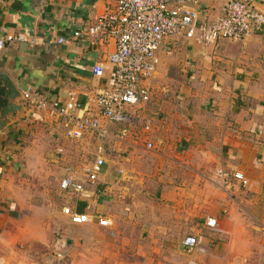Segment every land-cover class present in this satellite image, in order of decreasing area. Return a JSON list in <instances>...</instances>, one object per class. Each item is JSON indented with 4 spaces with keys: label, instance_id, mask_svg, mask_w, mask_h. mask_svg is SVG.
Returning <instances> with one entry per match:
<instances>
[{
    "label": "crops",
    "instance_id": "0c3cea01",
    "mask_svg": "<svg viewBox=\"0 0 264 264\" xmlns=\"http://www.w3.org/2000/svg\"><path fill=\"white\" fill-rule=\"evenodd\" d=\"M198 1L200 19H210L226 0ZM255 6L264 13V0H255ZM103 7V0H0V31L23 33L37 41L33 46L7 43L0 51V72L20 93L30 89L48 101L65 102L72 96L80 103H93L95 93L111 85L113 68L104 61L115 43L110 40L98 46L85 34L77 38L73 34L84 31ZM58 37L65 42L57 43ZM166 42L157 52V72L147 82L149 102L135 111L129 125H108L110 135L125 128L126 139L107 143L100 179L72 203L76 210L83 205L82 212L93 210L107 217L111 226L99 227L96 219L83 225L64 222L68 238L76 239L75 231L86 233L82 238L87 252L74 249L70 264H103V259L89 254V247L98 249L101 245L96 242L111 231L107 229L115 218L109 204L114 193L124 195L127 174L130 179L151 175L157 206L151 222L133 227L140 233L136 239L147 233L146 243L127 257L109 253L104 256L107 264L112 260L118 264H264V26L236 43L218 40L202 46L178 37L176 47L166 52ZM98 62L104 63V70L94 75L91 68ZM22 106L23 115L13 119L10 114V122L0 130V227L25 208L19 200L24 199L20 189L26 179L17 178V173H33L34 168L40 178L47 177L55 153L71 146L62 125L46 110ZM146 118L153 127L143 135ZM135 135H141L140 140ZM92 137L75 144L82 150L92 147L88 141ZM147 140L155 142L157 152L145 151ZM140 167L150 172L141 175ZM217 170L230 174L227 189L218 183ZM236 172L243 174L247 185L233 178ZM107 187L110 193H97ZM26 192L31 196V189ZM209 218L216 220L215 227L206 225ZM189 235L197 237L201 251L187 253L181 241ZM12 241L3 240L0 249L11 250ZM107 246L120 251L116 242ZM54 253L46 264L56 261ZM10 257H0V264L34 263L28 256Z\"/></svg>",
    "mask_w": 264,
    "mask_h": 264
},
{
    "label": "built area",
    "instance_id": "2783aa9c",
    "mask_svg": "<svg viewBox=\"0 0 264 264\" xmlns=\"http://www.w3.org/2000/svg\"><path fill=\"white\" fill-rule=\"evenodd\" d=\"M104 7L100 15L84 31H75L73 37L85 34L94 44L106 46L110 40L115 49L105 58V63L113 68L109 87L95 93L93 103H80L72 96L65 101H48L38 91L23 90L22 96L27 105L35 110H46L63 127L65 137L80 141L86 136L98 139L94 160L86 164L82 178L71 175L63 177L59 189L68 198L79 200L98 179L105 164L102 140L109 138L108 125L131 123L135 111L142 109L150 100L151 89L147 85L158 69L157 52L166 42L165 51L176 47L175 39L183 37L199 45H209L218 40L230 43L241 42L247 35L264 26V13L255 6V0H226L218 15L210 19H200L198 0H103ZM65 42L63 37L55 40ZM36 44L34 36L23 33H2L0 31V51L7 43ZM104 63H95L91 71L94 75L102 74ZM134 117V116H133ZM142 124V131L152 130L150 118ZM147 149H154L151 141L146 142ZM233 178L241 185L248 181L242 173H235ZM223 179V184H230ZM227 185V187H228ZM96 193V189H93ZM92 190V193H93ZM102 190H98L99 194ZM62 214L69 222L85 224L96 219L97 225L110 228L111 221L95 212H78L73 206L62 208ZM206 225L213 228L214 218L206 220ZM181 244L187 251H201L197 237L193 235L182 239ZM58 259L62 255L57 254Z\"/></svg>",
    "mask_w": 264,
    "mask_h": 264
},
{
    "label": "rangeland",
    "instance_id": "374dc122",
    "mask_svg": "<svg viewBox=\"0 0 264 264\" xmlns=\"http://www.w3.org/2000/svg\"><path fill=\"white\" fill-rule=\"evenodd\" d=\"M146 120L147 119H144L143 121L145 122ZM125 131V128H122L119 133L112 135L109 134V138L102 140L103 148L105 149L107 143L108 145L113 143L110 141L111 139H113L115 142H117V140L118 142L125 141ZM149 133H144L141 130V134L143 135H147ZM140 138L141 135H135L134 139L140 140ZM68 141L71 143V146L67 148L65 147L67 152H56L54 156L56 162L52 163L53 165L49 167L48 176L41 177L42 179H49L48 182L41 181V175L39 174L40 172L36 174L37 169L34 168L32 169L33 173L27 174L24 171L17 173V178L20 176L19 179H26V181L21 184L20 189V195L24 197V199L19 200L20 202H24L25 208L24 210H21L22 212L19 213V215L12 216V218L9 219L4 227H0V233L2 230H4L0 243L3 244V240H13L11 242V250L13 249L14 252L16 251L14 253L9 248L5 247L0 249V257L4 259H12L10 257L11 255H16L17 258L23 255L28 256L30 261L34 262L33 264H46L45 261L50 263L52 258V250H55L57 251V254L62 255L61 259H65V261L63 260L64 262L61 261V259L59 260L57 254L54 253L56 261L57 259L59 260L57 261L58 263L70 264V252H72L74 249H80L83 250V252H87L82 238V236L86 233L83 231H75V236L77 238L73 240L68 238L65 231H63V225L65 224L64 222L69 220L65 215L62 214V208L65 206H72L73 202H77L79 200L68 198L66 194L59 189V180L61 177H65L67 172H71V174L69 173L67 176L73 175L74 178L75 176L80 178L83 177V167L86 164L93 162L99 141L95 137L89 138L88 141L91 142L93 146H85L83 150L82 146L78 144L76 146L75 143L78 142H72L70 140ZM147 141L144 142L145 151L157 152L158 149H156L155 142L153 141L151 142L154 145V149L150 150L146 148L145 145ZM107 148L109 149V146ZM76 149L77 151H75ZM103 155L105 154L103 153ZM128 164L130 165V163ZM149 170L150 169L141 168V175L144 174L145 171L150 172ZM38 171L40 170L38 169ZM122 171L124 172L123 169ZM100 174L97 177L98 179H100ZM215 175L218 178V183L220 186L223 189H227L228 184L224 185L223 179L232 181L230 174L223 170H217ZM128 176L129 175L127 174V178L125 179V181L128 182L126 185H124L126 186V189H123L124 195L122 196L119 193H114L112 195L114 199H112L111 203L109 204L112 215L111 217L115 218L112 219L111 229H107V231H111L108 233V235H106V237H103L104 239L101 242H96L98 245H101L98 249L91 247V245L89 247V254H91V256H97V258L103 259V264H107L104 256L108 255L109 253L112 256L117 255L118 253L119 255H123V257L129 256L131 253H137L135 248L139 244L146 243L147 233L142 235L140 239H136L140 236V233L137 228L133 227L141 226L143 221L151 222L150 215L157 206V201L154 196L156 191L154 189V185L156 186V184H152L154 183V179H151V175L147 176L150 179H130ZM32 179L35 180L32 181ZM29 189L32 191L31 196H27L29 193L26 191ZM107 191L110 193L108 187L105 190H102V194L100 193V195H106L104 193H107ZM89 212L93 213L95 211L89 210ZM93 223L94 222L91 224ZM120 227L130 230L124 232L120 229ZM125 240H128L127 244L123 242ZM112 241L119 244L120 251L117 249L115 250L113 247L107 246V244L111 243ZM56 261L52 262L51 264H58ZM111 264L118 263H115L114 260H112Z\"/></svg>",
    "mask_w": 264,
    "mask_h": 264
},
{
    "label": "water",
    "instance_id": "95a60500",
    "mask_svg": "<svg viewBox=\"0 0 264 264\" xmlns=\"http://www.w3.org/2000/svg\"><path fill=\"white\" fill-rule=\"evenodd\" d=\"M0 91L2 92L0 98L4 102L0 104V130H2L10 122V114H13V119L23 115L22 103L26 106L27 103L12 80L3 72H0Z\"/></svg>",
    "mask_w": 264,
    "mask_h": 264
},
{
    "label": "trees",
    "instance_id": "16d2710c",
    "mask_svg": "<svg viewBox=\"0 0 264 264\" xmlns=\"http://www.w3.org/2000/svg\"><path fill=\"white\" fill-rule=\"evenodd\" d=\"M1 93H2V92L0 91V95H1ZM3 103H4V102H3V101L1 100V98H0V104H3ZM82 207H83V205H79L78 208H77V211L82 213V209L84 208V207H83V208H82Z\"/></svg>",
    "mask_w": 264,
    "mask_h": 264
}]
</instances>
